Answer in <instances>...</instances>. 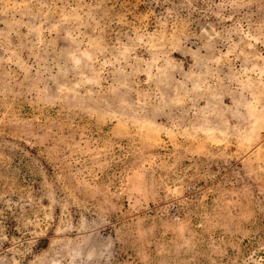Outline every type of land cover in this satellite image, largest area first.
Wrapping results in <instances>:
<instances>
[{"label": "rangeland", "instance_id": "rangeland-1", "mask_svg": "<svg viewBox=\"0 0 264 264\" xmlns=\"http://www.w3.org/2000/svg\"><path fill=\"white\" fill-rule=\"evenodd\" d=\"M0 264H264V0H0Z\"/></svg>", "mask_w": 264, "mask_h": 264}]
</instances>
